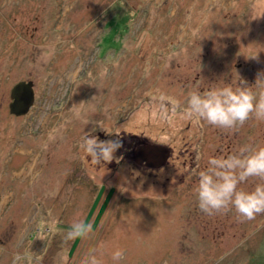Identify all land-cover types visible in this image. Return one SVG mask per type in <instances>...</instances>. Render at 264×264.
Returning a JSON list of instances; mask_svg holds the SVG:
<instances>
[{
  "label": "rangeland",
  "instance_id": "rangeland-1",
  "mask_svg": "<svg viewBox=\"0 0 264 264\" xmlns=\"http://www.w3.org/2000/svg\"><path fill=\"white\" fill-rule=\"evenodd\" d=\"M258 76L264 0H0V264H85L101 244L104 264H264V212L210 215L194 193L208 156L264 146V120L224 129L185 112L190 91L240 77L264 92ZM21 81L35 99L15 116ZM112 132L163 162L84 151V135ZM76 214L93 223L65 239Z\"/></svg>",
  "mask_w": 264,
  "mask_h": 264
},
{
  "label": "clouds",
  "instance_id": "clouds-1",
  "mask_svg": "<svg viewBox=\"0 0 264 264\" xmlns=\"http://www.w3.org/2000/svg\"><path fill=\"white\" fill-rule=\"evenodd\" d=\"M258 78L261 82L258 87H264V76ZM252 85L240 77L236 87L224 83L203 92L192 90L186 97V115L224 129L236 128L250 117L264 120V92H257ZM122 141L121 133L112 132L110 139L84 135L81 145L91 158L111 160L114 149ZM249 177L264 181V146L250 150L247 145H242L236 153L227 156H208L194 189L197 206L210 215L234 209L240 219H253L264 212V183H257L251 190L241 188V183ZM92 223L86 214L74 215L63 230L64 238L87 231ZM102 247L103 244L91 249L84 258L85 264H104ZM125 255V249L116 248L111 252V259L120 262Z\"/></svg>",
  "mask_w": 264,
  "mask_h": 264
},
{
  "label": "flooded vegetation",
  "instance_id": "flooded-vegetation-1",
  "mask_svg": "<svg viewBox=\"0 0 264 264\" xmlns=\"http://www.w3.org/2000/svg\"><path fill=\"white\" fill-rule=\"evenodd\" d=\"M87 103H90V101H88ZM103 103L104 102L100 104L98 102L97 107L98 106L102 107ZM86 135H90V134L88 133ZM124 135L125 137H123V141L117 150L120 156L122 157L123 161L132 160L134 163H136L137 165L141 167L151 168V169L156 168L157 166H159L160 163L163 162L161 160V156H154V155L151 156L150 153L144 152L143 149L145 148L142 146L143 145L142 143L145 141V139L139 138V136H136V135H128V134L127 135L124 134ZM100 136H102V134H100ZM101 139H105V136H103ZM101 160H104V159L101 158ZM113 163L115 164V162Z\"/></svg>",
  "mask_w": 264,
  "mask_h": 264
},
{
  "label": "water",
  "instance_id": "water-1",
  "mask_svg": "<svg viewBox=\"0 0 264 264\" xmlns=\"http://www.w3.org/2000/svg\"><path fill=\"white\" fill-rule=\"evenodd\" d=\"M10 113L15 116L25 115L34 104V90L31 81L17 83L11 92Z\"/></svg>",
  "mask_w": 264,
  "mask_h": 264
}]
</instances>
